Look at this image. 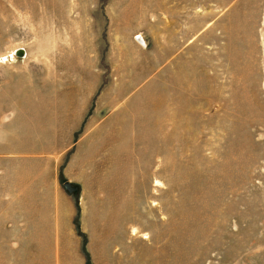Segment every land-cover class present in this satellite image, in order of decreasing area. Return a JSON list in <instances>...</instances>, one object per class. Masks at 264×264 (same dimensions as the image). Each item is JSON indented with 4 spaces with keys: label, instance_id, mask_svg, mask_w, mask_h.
<instances>
[{
    "label": "rangeland",
    "instance_id": "1",
    "mask_svg": "<svg viewBox=\"0 0 264 264\" xmlns=\"http://www.w3.org/2000/svg\"><path fill=\"white\" fill-rule=\"evenodd\" d=\"M0 264H264V0H0Z\"/></svg>",
    "mask_w": 264,
    "mask_h": 264
},
{
    "label": "water",
    "instance_id": "2",
    "mask_svg": "<svg viewBox=\"0 0 264 264\" xmlns=\"http://www.w3.org/2000/svg\"><path fill=\"white\" fill-rule=\"evenodd\" d=\"M14 55L19 58V59H22L25 57V53H24V50L22 49H17L15 52H14Z\"/></svg>",
    "mask_w": 264,
    "mask_h": 264
}]
</instances>
